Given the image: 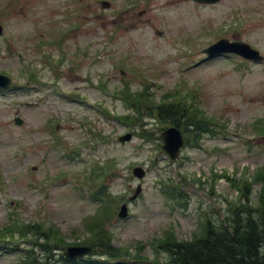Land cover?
<instances>
[{"label":"rangeland","instance_id":"rangeland-1","mask_svg":"<svg viewBox=\"0 0 264 264\" xmlns=\"http://www.w3.org/2000/svg\"><path fill=\"white\" fill-rule=\"evenodd\" d=\"M101 1L0 0V22L10 34L8 51L0 39V73L14 86L0 92V264H17L29 254L43 264H61L63 250L47 258L33 245L38 234L10 237L2 228L14 220L15 225L38 223L37 229L54 226L66 243L87 236L84 223L97 210L91 196L98 185L87 171L96 161L117 160L115 172L101 183L128 206L127 218L115 217L107 226L113 235L111 264H159L164 253L157 241L167 233L189 241L204 219L222 225L238 191L223 179L211 191L210 172L251 178L264 164V133L251 126L264 120V62H246L239 69L242 60L236 56L206 60L201 53L227 38L251 43L264 55V0H221L214 6L188 0H139L127 6L126 0H106L111 4L106 9ZM66 32L61 46L68 57L62 64L57 47L39 44L58 43ZM79 49L87 57L73 59ZM30 68L38 70L40 83L21 78ZM181 78L198 88L216 135H204L200 149L186 145L173 162L158 152L157 142L137 136L116 142L128 129L110 116L132 111L111 96L125 82L132 92L148 90L158 102L165 97L162 90H173ZM102 108L109 115L103 116ZM48 121L55 125L52 135ZM88 130L114 140L97 145ZM131 165L143 167L144 177L133 178ZM110 171L105 168L104 174ZM138 185L139 194L130 201ZM164 186L176 187L188 201L180 205L163 193ZM261 188V183L246 188L252 207Z\"/></svg>","mask_w":264,"mask_h":264},{"label":"trees","instance_id":"trees-1","mask_svg":"<svg viewBox=\"0 0 264 264\" xmlns=\"http://www.w3.org/2000/svg\"><path fill=\"white\" fill-rule=\"evenodd\" d=\"M123 96L126 97L125 101H131L130 105L134 113L132 116L126 115L119 118L127 125L137 127L138 120L142 119L144 112L149 111L155 118H160L165 125L176 126L184 131L190 138L187 137V140L193 141V144H188L193 148L199 147V140L204 135H216L211 131L212 119L198 110L193 102L188 103L185 97L176 96L149 110L152 107V102L146 91L131 94L126 90ZM139 123L141 127L137 133L143 137L144 141L154 142V138L151 137L153 132L147 133L143 128V123ZM259 124H261L260 121L257 122L258 127ZM260 131L263 133V128ZM105 163H112V160L107 159ZM92 168L96 176H108L102 174L103 167L98 163H95ZM227 180L234 182L233 186H237V182L240 181L233 178ZM240 182L243 188L239 189V203L231 205L230 214L222 225L215 226L209 219H206L199 233L194 234L189 241H179L177 236L171 232L157 241V247L164 253V258L159 264H264V165L256 170L249 180L245 179ZM252 183L262 184L258 198L259 203L256 207H252L249 203L250 198L246 193V188ZM94 193L96 196L98 194L96 202L99 204V208L84 223L87 236L77 242L66 243L63 238L59 237L56 228L51 225L44 226L43 229H37L39 224L21 228L11 222L10 225L2 228L1 234L10 235V237L16 233L21 236H24V233L38 234L40 240L35 241V246L44 251L47 258L54 255L55 251L64 250L67 246L93 248L92 256L74 261H68L59 254L61 264H111L110 259L114 256L112 254L114 251L113 235L108 232L107 226L115 217L117 208L115 196L103 186L98 193L97 189ZM174 196L175 200L184 198L180 193H176ZM244 215H248V217H243ZM138 260L145 261L142 258ZM17 264L43 263L37 256L28 255Z\"/></svg>","mask_w":264,"mask_h":264},{"label":"water","instance_id":"water-1","mask_svg":"<svg viewBox=\"0 0 264 264\" xmlns=\"http://www.w3.org/2000/svg\"><path fill=\"white\" fill-rule=\"evenodd\" d=\"M198 3H217L219 0H194ZM103 7H107L108 3H103ZM2 34V28L0 27V35ZM205 52L208 55H212L214 52H232L237 53L245 58L251 60H261L258 53L251 50L247 45L242 43H229L226 40H221L213 46L209 47ZM11 83L10 79L0 75V88H5ZM15 123L17 125L21 124L20 119H15ZM130 135H126L121 138V141H128L130 139ZM164 146L163 148L170 154L171 158H176L179 148L182 146L183 141L181 134L175 129H168L163 133ZM134 174L138 177H142L144 172L140 168L134 169ZM139 188L136 190L131 200H134L137 194L139 193ZM127 215L126 205H122L118 216L120 218H125ZM92 252V248L85 247H68L65 251V256L69 259L81 258L86 254H90Z\"/></svg>","mask_w":264,"mask_h":264}]
</instances>
